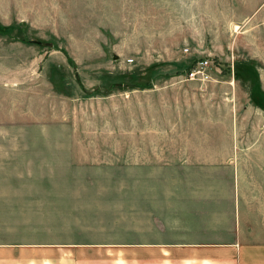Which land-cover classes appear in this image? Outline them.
I'll use <instances>...</instances> for the list:
<instances>
[{
    "label": "rangeland",
    "instance_id": "rangeland-1",
    "mask_svg": "<svg viewBox=\"0 0 264 264\" xmlns=\"http://www.w3.org/2000/svg\"><path fill=\"white\" fill-rule=\"evenodd\" d=\"M204 59L210 80L188 79ZM263 97L264 0H0V242L40 240L58 195L132 221L152 194L206 189L223 214L228 144L242 210H263Z\"/></svg>",
    "mask_w": 264,
    "mask_h": 264
},
{
    "label": "crops",
    "instance_id": "crops-1",
    "mask_svg": "<svg viewBox=\"0 0 264 264\" xmlns=\"http://www.w3.org/2000/svg\"><path fill=\"white\" fill-rule=\"evenodd\" d=\"M251 62L256 63L243 65ZM212 122L209 127L218 130L219 125ZM192 146H183L184 152L188 154ZM204 147L203 160L222 150L214 144ZM259 149L254 148L250 161L263 185L264 155L255 153L264 151ZM225 150L237 163L232 167L236 193L227 196L223 214L215 209L216 193L206 189L195 195L198 198L172 195L168 204L152 194L145 205H138L142 212L132 221L126 216L121 221L114 218L110 212L118 205L103 202L109 199L58 195L52 207L60 214L39 223L40 234L34 237L40 240L0 242V264H264V219H259L264 208L242 210L241 202L247 198L238 191L243 182L238 155H232L237 148L228 144ZM204 162L211 168V162ZM206 179L198 182L208 183ZM260 195L258 199L264 200V194ZM159 209L164 217H159ZM171 212L176 214L169 216Z\"/></svg>",
    "mask_w": 264,
    "mask_h": 264
},
{
    "label": "built area",
    "instance_id": "built-area-1",
    "mask_svg": "<svg viewBox=\"0 0 264 264\" xmlns=\"http://www.w3.org/2000/svg\"><path fill=\"white\" fill-rule=\"evenodd\" d=\"M210 64L207 59L196 62L193 67L186 73V77L192 81H209L210 75L208 73Z\"/></svg>",
    "mask_w": 264,
    "mask_h": 264
},
{
    "label": "trees",
    "instance_id": "trees-1",
    "mask_svg": "<svg viewBox=\"0 0 264 264\" xmlns=\"http://www.w3.org/2000/svg\"><path fill=\"white\" fill-rule=\"evenodd\" d=\"M193 67V65L188 66L185 70V73H187L188 71H190V69ZM264 98V97H263ZM262 105L264 106V99H262Z\"/></svg>",
    "mask_w": 264,
    "mask_h": 264
}]
</instances>
